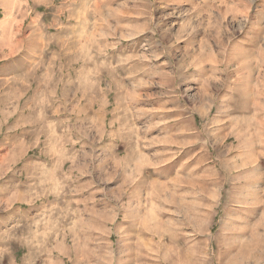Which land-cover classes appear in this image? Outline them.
<instances>
[{"label":"rangeland","instance_id":"rangeland-1","mask_svg":"<svg viewBox=\"0 0 264 264\" xmlns=\"http://www.w3.org/2000/svg\"><path fill=\"white\" fill-rule=\"evenodd\" d=\"M0 264H264V0H0Z\"/></svg>","mask_w":264,"mask_h":264}]
</instances>
